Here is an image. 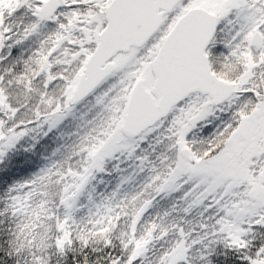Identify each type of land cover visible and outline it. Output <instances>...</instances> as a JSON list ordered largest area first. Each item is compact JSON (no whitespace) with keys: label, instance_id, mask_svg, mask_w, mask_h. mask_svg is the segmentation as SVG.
<instances>
[{"label":"snow or ice","instance_id":"6c2138e0","mask_svg":"<svg viewBox=\"0 0 264 264\" xmlns=\"http://www.w3.org/2000/svg\"><path fill=\"white\" fill-rule=\"evenodd\" d=\"M0 264H264V0H0Z\"/></svg>","mask_w":264,"mask_h":264}]
</instances>
